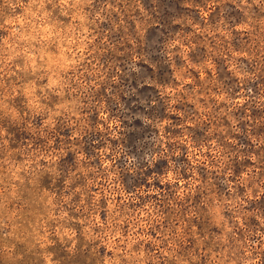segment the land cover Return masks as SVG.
I'll use <instances>...</instances> for the list:
<instances>
[{
	"label": "rangeland",
	"instance_id": "obj_1",
	"mask_svg": "<svg viewBox=\"0 0 264 264\" xmlns=\"http://www.w3.org/2000/svg\"><path fill=\"white\" fill-rule=\"evenodd\" d=\"M0 264H264V0H0Z\"/></svg>",
	"mask_w": 264,
	"mask_h": 264
}]
</instances>
